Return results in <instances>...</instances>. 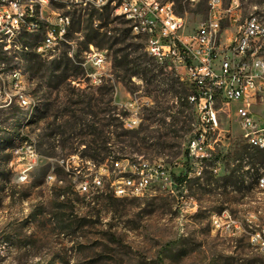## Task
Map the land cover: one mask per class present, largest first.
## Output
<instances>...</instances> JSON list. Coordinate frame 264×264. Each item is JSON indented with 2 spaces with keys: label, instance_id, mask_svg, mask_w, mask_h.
<instances>
[{
  "label": "rangeland",
  "instance_id": "1",
  "mask_svg": "<svg viewBox=\"0 0 264 264\" xmlns=\"http://www.w3.org/2000/svg\"><path fill=\"white\" fill-rule=\"evenodd\" d=\"M221 1L225 7L237 1L242 18L255 15L264 26V0ZM173 2L182 7L187 33L208 17L209 0ZM59 10L72 17L68 43L52 56L38 55L42 66L28 62L36 55L40 33L0 44V264H264L250 244V233L264 227V188H258L264 154H253L233 111L221 117L226 137L218 154L194 164L187 147L196 117L186 103V81L174 72L161 74L131 32V39L107 50V76L102 85L91 86L81 61L92 10ZM56 13V5L45 11L46 16ZM124 22L111 12L105 30L123 38L130 28ZM236 32L225 24L223 37ZM257 46L264 55V39ZM126 55L142 68L123 66ZM90 99L99 106L93 108L96 115L86 106ZM145 100L149 104L142 107ZM135 102L137 112L129 111ZM74 115L97 125L94 135L98 152L108 158V177L113 180L143 160L164 163L176 176L187 172L188 205L160 189L130 199L108 191L80 193L81 177L88 173L83 163L90 161L83 158L85 141L93 135L87 128L70 129ZM129 119L136 124L129 126ZM29 147L38 158L21 182V172L33 164ZM103 147L106 151H100ZM224 211L240 222L235 234L213 227L212 219Z\"/></svg>",
  "mask_w": 264,
  "mask_h": 264
},
{
  "label": "built area",
  "instance_id": "2",
  "mask_svg": "<svg viewBox=\"0 0 264 264\" xmlns=\"http://www.w3.org/2000/svg\"><path fill=\"white\" fill-rule=\"evenodd\" d=\"M49 5L57 6L56 14L45 15V11L49 14ZM59 6L98 12L108 8L113 15L122 14L128 26L143 30V37L136 38L144 40L145 50H151L157 59L163 60L165 70L176 73L188 84L187 102L194 109L196 126L187 149L194 164L201 165L218 154L217 147L226 137L221 117L232 111L244 141L251 149L264 151V55L257 46L264 39V29L257 27L255 15L242 18L237 1L225 7L221 0H209L207 19L187 33L186 17L170 0H0V31L10 29V39L0 44L6 45L7 41L17 44L26 31L39 30L46 34V41L36 44L35 53L52 56L58 46L68 43L72 21L70 14L60 12ZM225 24L228 28L236 27V34L223 37ZM94 27L98 28V24ZM99 31L110 36L105 28ZM107 52L90 44L82 54L81 66L87 70L91 86L102 85L107 76ZM148 104L145 100L142 107ZM136 107L135 102L127 109L136 110ZM128 121L131 127V123L136 124L134 120ZM26 151L33 164L21 172V182L27 181L38 158L31 147ZM83 165L88 171L82 175L78 186L83 195L108 191L114 198L130 199L160 189L176 197L182 205H188L187 172L176 176L164 163L153 166V162L143 160L120 171L113 180L108 177L107 163L101 164V170H94V165L87 163ZM67 168L69 171L71 167ZM122 174H133V181H122ZM107 180L108 190L105 188ZM258 188H264V173ZM247 220L250 221V216ZM239 223L228 211L212 219L216 231L232 234L239 231ZM250 244L264 258V227L250 233Z\"/></svg>",
  "mask_w": 264,
  "mask_h": 264
},
{
  "label": "trees",
  "instance_id": "3",
  "mask_svg": "<svg viewBox=\"0 0 264 264\" xmlns=\"http://www.w3.org/2000/svg\"><path fill=\"white\" fill-rule=\"evenodd\" d=\"M170 1H173V0H170ZM177 9L179 10V12L181 13L182 11V7L180 5L177 6ZM110 13L111 11L106 8L103 12H98V11H95V10H92L89 14H88V18H87V26H86V30H87V34H86V44H87V48L90 44H93L95 45L97 48L101 49V50H111L113 49L114 46L118 45V44H121V43H124V41L126 39H131V31H130V28H127L125 31H124V35H123V38L118 35V36H115V35H107L106 33H101L99 31L100 28H105L107 27V23L106 21L109 20L110 18ZM95 19H97L99 21V24H98V29L94 27V21ZM103 21V22H102ZM102 22V23H101ZM124 24H126V22H124ZM28 34H25L24 36L21 37V39H25L27 38ZM25 37V38H24ZM10 39V38H8ZM118 53V51L116 52ZM128 56L129 55H126L122 61V64L123 66L127 67L129 66L130 64H135L139 69L142 68V64L141 63H138V61H131L128 59ZM150 58V57H149ZM150 60H152L156 67L157 68H160L161 69V74L164 73L163 70L164 67L163 65H160L158 63H156L152 58H150ZM28 62L35 66V67H39V66H42V62L40 60V57L36 54L35 56H32ZM120 66V64L116 61L115 64H114V67H118ZM76 68H80V65L76 66ZM146 70V74L148 75L149 73H151V71L148 69V68H144ZM167 71V70H165ZM137 73V72H136ZM135 74V73H134ZM133 74V75H134ZM155 79V76H152L149 80L150 82H152L151 80H154ZM109 92L113 91V89H109L108 90ZM189 96V95H188ZM188 96L186 97V103L187 102V98ZM93 99H90L89 102H87V108L90 110V112L94 115H96V111L93 109L94 107H99L97 104L93 103L92 102ZM85 114H88L87 112H85ZM73 117V121L72 122H69V126H70V129L71 130H76V129H79V128H87L89 130L92 131V133H90L91 135H93V138L88 140V141H85V143L87 144L86 145V149L87 150V153L83 155V158H86L88 160H90L91 162H93L94 164L96 165H101V164H106V162L108 161V158L107 156H102L99 152H98V149H99V145L97 144L98 142V138L95 137V133L96 131L98 130V127L96 124H87L86 121H85V118L82 117V116H78V115H74L72 116ZM110 124H108L109 126ZM104 143L106 141H103ZM245 152L248 154V155H253V154H256V153H263L264 154V151L261 152V151H256V150H253V154L249 153L250 149L246 146L245 148ZM100 151H106V148L103 147V148H100ZM178 180H181V179H178Z\"/></svg>",
  "mask_w": 264,
  "mask_h": 264
},
{
  "label": "bare ground",
  "instance_id": "4",
  "mask_svg": "<svg viewBox=\"0 0 264 264\" xmlns=\"http://www.w3.org/2000/svg\"><path fill=\"white\" fill-rule=\"evenodd\" d=\"M51 6L52 5H49V8ZM117 15H120L123 17L122 14H117ZM256 24H257V27L264 29L263 24L257 18H256ZM130 29H131L132 34L135 35V37H143V30L142 29H135V26H130ZM38 33L41 34L42 38L37 44H42L46 41V34H44V32H39V30H29V31L25 32V34H28V35L38 34ZM8 38H10V29L9 28H1L0 40L8 39ZM142 42L144 43V40H142ZM145 51H146L147 55L150 58H152L155 62H157L159 64H163V60L157 59L155 57L154 53H151V50H145ZM36 54L39 55V53H36ZM187 99H189V96ZM23 103L25 104L26 102L23 101ZM85 163H87V165H94V170H101V165L98 166L91 161H86ZM153 166H163V165L161 163H153ZM122 181H133V174H124L122 176Z\"/></svg>",
  "mask_w": 264,
  "mask_h": 264
}]
</instances>
